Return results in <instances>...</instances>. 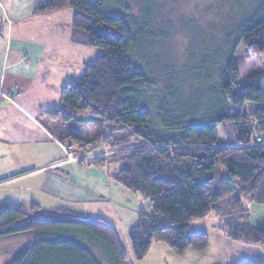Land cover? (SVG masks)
<instances>
[{"label": "trees", "instance_id": "obj_1", "mask_svg": "<svg viewBox=\"0 0 264 264\" xmlns=\"http://www.w3.org/2000/svg\"><path fill=\"white\" fill-rule=\"evenodd\" d=\"M133 1L137 15L131 0H37L34 13L72 9V41L99 50L64 86L59 107L45 115L56 120L61 142L81 141L74 125L97 124L84 146L99 141L118 149L115 142L123 143L114 180L149 206L128 232L137 261L154 242L177 256L203 252L208 235L189 232L190 221L216 210L223 198L236 218L247 217L244 199L264 206V68L243 82L236 56L240 44L247 56L264 55V0H225L227 8L212 23L222 34L218 45L198 50L178 68L154 49L169 38L171 20L160 21L156 0ZM126 5L127 15L110 12ZM192 33L196 43L205 35ZM146 95L157 97L150 104ZM84 112L89 115L80 117ZM224 123L229 131L219 129ZM220 135L227 136L223 146ZM95 150H89V164L114 162L115 152ZM235 229L261 252L243 264H264V229L238 221ZM0 255L9 256L7 264H129L117 231L104 219L36 204L0 208Z\"/></svg>", "mask_w": 264, "mask_h": 264}, {"label": "crops", "instance_id": "obj_2", "mask_svg": "<svg viewBox=\"0 0 264 264\" xmlns=\"http://www.w3.org/2000/svg\"><path fill=\"white\" fill-rule=\"evenodd\" d=\"M36 2L0 0V208L36 204L87 217L79 213L88 211L82 202L91 200L89 190L97 191L86 183L90 166L64 159L67 140H59L56 120L45 113L59 107L64 86L80 77L99 51L72 41V9L34 13ZM259 140L264 144V136ZM123 248L129 264L172 254L154 242L137 261L130 241ZM202 253L189 249L184 256L192 261Z\"/></svg>", "mask_w": 264, "mask_h": 264}, {"label": "rangeland", "instance_id": "obj_3", "mask_svg": "<svg viewBox=\"0 0 264 264\" xmlns=\"http://www.w3.org/2000/svg\"><path fill=\"white\" fill-rule=\"evenodd\" d=\"M156 2L162 8L159 12L160 21L164 23L167 19H170L173 28L170 29L167 41L158 44L154 49H156L158 55H164L170 65L177 66L176 68L179 67V64L185 66L189 57L195 55L198 50L211 51L218 45L222 34L219 29L212 28V23L219 19L222 9L227 8L225 0H156ZM131 4L137 15L138 4L133 0H131ZM126 6L122 10L111 8L110 12L114 15H122L120 12L127 15L129 11L131 12V9L129 10L128 5ZM53 24L54 22H49L47 25L52 28ZM54 26L57 27L56 22ZM197 29L203 31L205 35L200 36V42L196 43L192 30ZM78 39L83 41L86 38L81 35L80 37L78 36ZM201 41H204V44H201ZM95 51L97 53L99 50L96 49ZM90 53L92 52L90 51ZM236 56L239 61V75L242 77L243 82H246L248 76L264 68V55L247 56L242 44L238 46ZM155 73L154 69V74L153 76L151 75L152 78L154 75L157 76ZM181 85H179L180 91L186 92L187 87L185 84L182 82ZM157 86L162 87L160 81ZM154 93L152 92L150 97ZM155 95L151 100L146 95L147 102L152 104V100H155L157 97ZM88 115L87 112H84L80 117L85 118ZM98 128L97 124L74 125L73 130L75 129L74 131L80 135L81 141L77 143L74 140L67 139V142L62 145L66 152L64 159L68 162H78L82 165L90 166V173L86 179V183L91 186L90 188H96L97 191H88L91 200L88 203L82 202V205L87 206L86 210L88 211H81L79 213L87 215V217L90 216L89 218H102L108 224L110 223L117 231L120 244H123V248L125 240L129 244L128 232L137 223L138 213L141 210L149 211V206L148 202L139 193L124 188L114 180V174L121 167L120 163H118L119 159H117L123 155L117 151L118 149L119 151H123L124 149L121 141L115 142V147L119 144L118 149L116 148L117 150L113 147L114 143H111L110 146L108 144L102 146L99 141L93 145L84 146L88 144L89 139L93 135L97 134ZM219 129L229 131L230 125L229 123H224ZM102 131L106 135L110 132L107 128L105 129L104 125L101 128ZM226 137L220 135V146L226 144ZM93 148H96L95 151L98 154H104L105 152L112 156V153L115 152V157H110L114 158V162L110 163L108 161L107 163L110 164H107L105 167L89 164L90 157L94 155L89 150ZM82 152L91 153L83 154ZM69 155H71L73 160H68ZM83 192H85L84 189ZM35 198L42 201L38 197ZM229 201L223 198L221 205L216 210L210 212L204 218H197L189 222V232H205L208 235L209 243L206 250L202 253L204 254L203 256L191 261L185 256L178 257L174 252H171V256L156 253V255L147 256L148 258H145L146 262H141V264H243L251 259L261 257V252L257 246L247 242L244 237L236 235L235 222H245L253 227L264 229V206L244 199L243 203L248 208V214L246 219H242L236 218V214L230 212ZM72 211L77 214L75 210ZM114 213L115 217H113ZM8 257L0 255V264H7L10 259ZM161 258L162 262L160 263L159 260Z\"/></svg>", "mask_w": 264, "mask_h": 264}, {"label": "built area", "instance_id": "obj_4", "mask_svg": "<svg viewBox=\"0 0 264 264\" xmlns=\"http://www.w3.org/2000/svg\"><path fill=\"white\" fill-rule=\"evenodd\" d=\"M68 160H70V161L73 160L71 155L68 156Z\"/></svg>", "mask_w": 264, "mask_h": 264}]
</instances>
